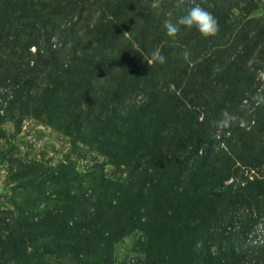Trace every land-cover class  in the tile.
I'll return each instance as SVG.
<instances>
[{
    "label": "rangeland",
    "instance_id": "374dc122",
    "mask_svg": "<svg viewBox=\"0 0 264 264\" xmlns=\"http://www.w3.org/2000/svg\"><path fill=\"white\" fill-rule=\"evenodd\" d=\"M32 2L36 18L30 15L24 24L22 8H0V34L8 36L0 44V264L8 257L3 264H81L82 256L84 264L93 258L100 264H264V212L257 209L264 190L259 199L249 196L264 187V131L251 129L248 120L260 112L264 126V50L242 53L253 40L241 32L264 25V0ZM249 3L255 7L251 25L236 26ZM194 4L216 19L230 8L226 24L207 38L184 26L168 36L164 20L175 22ZM157 20L161 24L152 23ZM117 26L122 30L111 39ZM156 50L165 62L154 58ZM54 51L56 67L48 62ZM70 53H76L75 63ZM102 55L117 60L91 78L75 77L79 58L99 61ZM245 78L253 85L243 104L226 114L229 122L208 125L215 143L202 137L199 154L186 165L196 166L211 149L233 176L223 187L215 180L212 190L201 181L203 170L196 182L189 169L169 193L165 174L173 169L152 159L173 138L181 142L177 153L189 149L182 102L195 101L203 80L237 91ZM195 111L198 122L207 123ZM242 136L252 141L250 149L241 143L229 149L228 142ZM232 178L246 184L230 185ZM226 191L244 194L243 200L225 199ZM25 247L18 261L14 253Z\"/></svg>",
    "mask_w": 264,
    "mask_h": 264
},
{
    "label": "trees",
    "instance_id": "16d2710c",
    "mask_svg": "<svg viewBox=\"0 0 264 264\" xmlns=\"http://www.w3.org/2000/svg\"><path fill=\"white\" fill-rule=\"evenodd\" d=\"M11 6L14 9H18V8L23 9L24 16L21 17V19H20V22L22 24H24V20L28 19V17L30 15H32L34 19L36 18L35 11L37 8L33 4L32 0H8V2H7V0H0V8H5L6 11H8V7L11 8ZM221 6L224 7L225 5H221ZM111 8H113L114 10H117L115 7H111ZM217 9H218V7H217ZM254 10H255V7L253 6V4L249 3L245 7V9L243 11H241L242 17L238 21H236V26H238L239 24H240V26H241V24L249 25L248 23H250L249 22L250 18L248 16L250 14H252L254 12ZM229 11H231L230 8L227 9V14H222L223 11L222 12L219 11L220 14H219V12L216 13L217 20L219 22V28L221 27L222 24H226V21L228 20L227 15H228ZM155 13H157V12L155 11ZM5 15H6V13H5ZM10 18L11 17L7 15V16H5L4 19L6 20V19H10ZM120 18H121V16H118V20H120ZM155 22L158 23V25L161 24L160 23L161 20H157V21H154L152 23H155ZM250 25H251V23H250ZM151 27L152 26L150 25L147 28H149V30H151ZM254 28L251 25V26L242 28V31H241L243 34H245L247 36L248 39L253 40V44H252L253 46L252 47H249L247 49H245L244 47L242 48V53H244L246 55H248L252 49H257V48L262 47V49L264 50V25H257V26H254ZM227 29H228L227 33L229 35L232 33L233 26L230 25L227 27ZM121 30H122L121 27L117 26L115 31L110 35V38L112 39L113 34L115 36H117L121 32ZM7 37H8L7 35L4 37V35L0 34V44L1 43L4 44V42H6L5 39ZM162 41H166V40H162ZM162 41H160V43ZM244 43L245 42H243V44ZM43 44H44L43 46L46 47V43L44 42ZM171 46L172 45H170V47ZM56 53L57 52L54 51V52H50L48 55L50 57V59H48V62L52 63V65H54L55 67L58 64L57 63L58 59L56 57L57 56ZM75 54L76 53H70V55H71L70 58L72 60V63H75L77 61V57L75 56ZM91 58H93V59H91ZM242 58H244V57L242 56ZM79 59H80L81 64H78L79 68L76 72L75 77H79L81 75H87L88 78H91L95 75L97 69L100 70L101 68L108 66V64L113 62L116 59V57L114 59H111V58H108V56H106V55H102V56H100L99 61H95L93 56H89L87 58L85 56V57L79 58ZM196 59H197V57L194 58V60H196ZM46 62H47V60H46ZM96 62H98L99 66L95 65ZM69 66L72 67L71 63ZM117 68L120 69V64L117 65ZM206 68H207V64L205 63L204 64L205 71H206ZM112 71H114V70L112 69ZM247 71L248 70H246V72ZM209 77H210V75H209ZM209 77H208V79H209ZM244 77H246V76H243V78ZM249 77H251V76H249ZM204 81H206V80H203V82L201 83L202 85H199L197 87L198 88L197 91L195 90L196 91L195 101L182 102V104L185 103L183 105V107L186 109V113H184L185 114V117H184L185 125L183 126V129H182V135L184 136L185 141H186L185 143H187L189 149L188 150H186V149L182 150L183 153H177L174 149L177 150V147L181 145V142L179 140L173 138L172 142H173L174 146H173V144L170 143L169 144L170 146H168L167 148H164V147H163L164 149L159 148L157 151V153L159 155H157L156 157H154L152 159L154 164L161 162V164H166V168L173 169V170L169 171V173L165 174L166 178L169 181H171V186L169 188V190H170L169 193H171V194H175L174 188H178L179 185H181V182L184 179V173L190 169V168H188V170H187V167H186V165H188L187 160L189 159V157L193 154H197V153L199 154L200 145L198 144V142L201 141V138L205 137V136L209 137L211 139L210 142L212 144L215 143L216 140L214 138V132L216 133V131L214 130V132H212V134H210L208 131V129H209L208 125L209 124L213 125L214 123H216L215 124V126H216L218 121L220 122L222 120H227V122H229V119L226 118V114H232V111L234 109L239 108L243 104L244 98L247 97L246 91L251 88V85H253V83H252L253 81H251V79L245 78V79H243V81L240 80V83L237 84L236 87H238V89L236 91L235 87H233L232 85L227 86V84H225L226 85L225 87H227V88H225V87L222 88L223 84L221 85V83H219V82L207 80L204 83ZM227 89H229V90L225 91ZM195 108L199 109L200 111H202L204 113V116H205L204 120L207 123H205V122L203 123V121L198 122V119H200V116H199L200 112L198 114L195 111L196 110ZM261 115H262V113L260 114V112H256L257 120L253 121L252 117H250L248 119L249 123H250L249 126H251V129L253 128L255 130V128H257V129L262 128L264 131V126L260 127V125H259ZM252 122H254V123L252 124ZM131 123H134V122H131ZM138 126L139 125H135L133 128V131L137 132ZM218 132L221 133L220 131H218ZM260 134L264 135V132H262ZM241 138H243V136L240 137V139ZM156 139H157V137H155L153 139V141H155ZM158 141L160 142L159 139H158ZM239 143H241V145L245 149L249 150L250 149L249 145H251L252 141L248 140L246 137L241 139L240 142H234V140L232 142L229 141L228 142L229 149L235 151V149H236L235 146L238 145ZM158 144H160V143H158ZM190 147L193 150H191ZM210 148H211V146H210ZM223 152H225V151L221 150L219 152V154L222 155ZM236 154L239 155L241 153H236ZM218 157H220V156H218ZM218 157H217V155H214L212 153L211 149L209 150V152L207 154H204V157H202L201 162H199L196 166H194L190 169V171L193 173L192 176L194 175V177L196 178V180H195L193 177L194 181L198 182L196 175H197L198 171H200V169H201V170H203L204 175H205L204 179L201 180L203 182V184L208 182L207 184H209L213 190L217 186L216 182H214V181L219 180L220 184L218 186L222 185V187H223V185L225 184V181H227L230 177L233 176V174H232L233 172H231V173L227 172V166L219 165L220 162H219ZM150 159H151V157H150ZM239 160L243 161L241 156L239 157ZM249 165H254V163L250 162ZM165 176H163V178H162L163 182H167V180L165 179ZM241 178L245 179L244 176H242ZM243 190H245V188ZM255 190H256V193L253 194V192H254L253 191L251 194H249V196L252 198H258L259 199V196L263 192L264 187H260V188H257ZM224 193L226 196L225 199L232 198V199H235L237 202H239L240 200H243L244 194H241L239 192L232 193V192L226 191ZM176 194H177L176 196H182V195H185V192L183 190V192H179ZM263 200H264V197H263ZM249 205H250V203H249ZM257 209L259 210L260 213H263L264 212V204L263 203L259 204V206H257ZM4 219L6 220L7 216H5ZM55 226H57V225L54 224V227ZM174 228L177 232V227L174 226ZM197 229L198 228L196 226L193 230L197 231ZM182 237L183 236H180L178 239L179 243H181L179 245L184 244L183 243L184 240L182 239ZM23 243L25 244V242H23ZM4 247L5 246H1L0 248L3 249ZM104 248L105 247L103 246L102 249H104ZM177 249H178V251H180L182 248L179 249L177 247ZM25 252H27L26 247L23 251H21L18 248L17 251H15V253H14L17 256V260H18V257L23 256L25 254ZM0 255H1V253H0ZM82 255L83 254H81L80 252L78 253V257H81ZM186 255H189V254H186ZM1 257H2V255H1ZM12 257H15V256H12ZM83 258H84L83 256L81 258H77V261L81 262V264H82ZM158 258H159V261L162 260L161 257H158ZM93 260H94V258L91 259V263L93 262ZM94 261H95L94 264H100V262H98L96 260H94ZM151 261H152V258L150 259V263H151ZM1 262H2V260H1ZM7 262H10V257L6 258L3 263H7ZM181 262H183V261L182 260L180 261V259H179V260H176L175 264H180ZM60 263H61V261H60Z\"/></svg>",
    "mask_w": 264,
    "mask_h": 264
},
{
    "label": "clouds",
    "instance_id": "9594fccd",
    "mask_svg": "<svg viewBox=\"0 0 264 264\" xmlns=\"http://www.w3.org/2000/svg\"><path fill=\"white\" fill-rule=\"evenodd\" d=\"M183 2L184 0H178L179 4H182ZM153 6L155 7L156 5ZM181 26H184L187 29L195 27L205 38L215 36L219 31V23L216 17L199 4H194L188 8L187 13L180 16L175 22L171 19H165L163 22L166 34L170 37H175L180 31ZM153 56L159 62H165V57L159 52V50H156L153 53ZM225 123H227V121H225Z\"/></svg>",
    "mask_w": 264,
    "mask_h": 264
},
{
    "label": "built area",
    "instance_id": "2783aa9c",
    "mask_svg": "<svg viewBox=\"0 0 264 264\" xmlns=\"http://www.w3.org/2000/svg\"><path fill=\"white\" fill-rule=\"evenodd\" d=\"M254 123V122H253ZM252 123V124H253ZM218 136V138H221V135L219 134V135H217ZM247 170V169H246ZM250 171H254L253 173L254 174H256L255 173V170H253V169H249ZM249 172V171H248ZM230 185H235L236 187H243L245 184H246V182L245 181H241V184L239 183V184H237L236 182H235V178H232V180L230 181ZM252 241V240H251ZM254 244H258V242H257V240H253V245Z\"/></svg>",
    "mask_w": 264,
    "mask_h": 264
}]
</instances>
